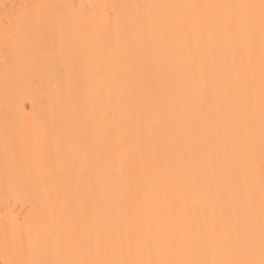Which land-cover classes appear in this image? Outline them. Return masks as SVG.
<instances>
[{"label": "bare ground", "instance_id": "obj_1", "mask_svg": "<svg viewBox=\"0 0 264 264\" xmlns=\"http://www.w3.org/2000/svg\"><path fill=\"white\" fill-rule=\"evenodd\" d=\"M0 264H264V0H0Z\"/></svg>", "mask_w": 264, "mask_h": 264}]
</instances>
